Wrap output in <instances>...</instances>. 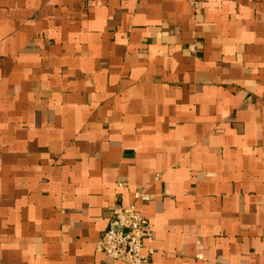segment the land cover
<instances>
[{
  "label": "crops",
  "instance_id": "crops-1",
  "mask_svg": "<svg viewBox=\"0 0 264 264\" xmlns=\"http://www.w3.org/2000/svg\"><path fill=\"white\" fill-rule=\"evenodd\" d=\"M129 203L143 264H264V0H0V264H127Z\"/></svg>",
  "mask_w": 264,
  "mask_h": 264
},
{
  "label": "built area",
  "instance_id": "built-area-1",
  "mask_svg": "<svg viewBox=\"0 0 264 264\" xmlns=\"http://www.w3.org/2000/svg\"><path fill=\"white\" fill-rule=\"evenodd\" d=\"M199 0H189L195 7ZM122 182H118L121 185ZM134 198L147 200L148 195L134 192ZM152 239L151 224L134 203L114 205L108 227L95 243L97 251L127 264H143L149 261L154 248L147 242Z\"/></svg>",
  "mask_w": 264,
  "mask_h": 264
}]
</instances>
